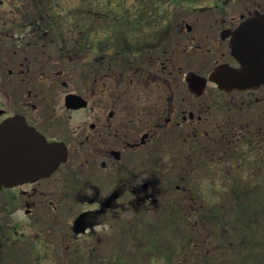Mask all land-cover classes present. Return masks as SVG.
Returning <instances> with one entry per match:
<instances>
[{
	"label": "flooded vegetation",
	"instance_id": "obj_1",
	"mask_svg": "<svg viewBox=\"0 0 264 264\" xmlns=\"http://www.w3.org/2000/svg\"><path fill=\"white\" fill-rule=\"evenodd\" d=\"M256 12L264 0H0V262L20 244L32 264H164L116 251L155 212L173 264L227 260L235 220L259 250L264 84L213 79L242 67L235 31Z\"/></svg>",
	"mask_w": 264,
	"mask_h": 264
},
{
	"label": "rangeland",
	"instance_id": "obj_2",
	"mask_svg": "<svg viewBox=\"0 0 264 264\" xmlns=\"http://www.w3.org/2000/svg\"><path fill=\"white\" fill-rule=\"evenodd\" d=\"M77 2H69L68 6L75 5ZM201 4H204L202 2ZM233 7V6H232ZM239 9V8H238ZM170 10L172 11L173 8L170 7ZM239 11V10H238ZM234 13V11H233ZM203 14L202 16H204ZM78 77V75H77ZM72 77L74 84L77 86L78 78ZM180 178L182 174V168L178 169ZM175 174H173L174 176ZM171 193H174L173 186H170ZM229 208L233 209V211L229 212L228 221H232V217L236 213V207L232 205L231 202L228 203ZM261 208L264 209V200H260ZM233 206V207H232ZM246 214L244 216L245 219L253 216V210L247 205H243ZM135 214V213H134ZM136 216V215H135ZM254 217V216H253ZM138 219L137 224H133L131 230H128L125 235L123 236L122 233H117L116 235V251H121L124 255L131 256L132 259L137 257H143L148 256L149 254L156 255L158 253H164L170 246H173L174 242V230L175 228L168 227L166 223L161 227V223H163L162 216L159 215L158 212L150 213L146 215H140L136 216ZM132 220L128 215H124L122 218V223H128L129 220ZM261 223L260 226H258V229H260V232L264 235V215L260 216ZM238 222L235 220V222L232 224L231 227H227L228 230V239L230 240V243L228 242L227 245H223V250L226 248V255L227 260H223L222 262L219 260V254L211 255L210 261L213 262L214 259L212 257H216L218 259V263H206V264H261L262 262L259 260L261 259V249L257 250V248H253L251 244H248V242H245L244 244H237V239L241 237V234L239 235L238 232L243 231V233L246 234V232L240 227L236 226ZM166 225V226H165ZM167 227V228H166ZM238 229V232H237ZM242 229V230H241ZM200 239L204 242L205 247H208L209 250L214 249L215 247H218V242H214L212 238L207 239L204 236L200 235ZM232 240H234V245H232ZM151 244L153 246V250L149 249V251L145 252L143 249H145L146 245L148 246ZM235 247V248H233ZM236 249L239 253L242 252V259L239 257V259H236V254L233 253V250ZM209 252V251H208ZM29 249L25 245H18V247H14L10 250H8L7 257L4 258L0 264H32L27 263L29 262ZM239 255V254H238ZM210 256V254H209ZM231 259V260H230ZM172 261V260H171ZM171 261L167 264H173ZM166 263V262H165ZM118 264V263H116ZM144 264V263H143ZM174 264H181V261L179 263ZM196 264H205L204 262Z\"/></svg>",
	"mask_w": 264,
	"mask_h": 264
},
{
	"label": "water",
	"instance_id": "obj_3",
	"mask_svg": "<svg viewBox=\"0 0 264 264\" xmlns=\"http://www.w3.org/2000/svg\"><path fill=\"white\" fill-rule=\"evenodd\" d=\"M234 40L235 50L243 56L242 67L231 69L222 66L213 79L222 86L230 85L236 88L257 87L264 84V14L257 12L254 17L245 21L235 32ZM245 43L248 45L246 50L240 45ZM228 75L230 79L226 80L229 78ZM56 150L57 148H54L52 154Z\"/></svg>",
	"mask_w": 264,
	"mask_h": 264
},
{
	"label": "trees",
	"instance_id": "obj_4",
	"mask_svg": "<svg viewBox=\"0 0 264 264\" xmlns=\"http://www.w3.org/2000/svg\"><path fill=\"white\" fill-rule=\"evenodd\" d=\"M118 2H120L121 4H122V2H123V4H124V1L125 0H117ZM240 203V207H243V210H245V208H244V204L247 206H249L251 209H253L254 208V205H253V201H243V205H242V203L241 202H239ZM173 217H171V219H172ZM175 219H178V216L176 215V214H174V218H173V220H175ZM174 228V227H173ZM258 246H259V248L261 249V258H263V263H264V237H260L259 238V244H258ZM174 247L173 246H170L164 253H163V256L167 259V262L168 261H171L174 257ZM167 262L165 263L164 262V264H167Z\"/></svg>",
	"mask_w": 264,
	"mask_h": 264
},
{
	"label": "clouds",
	"instance_id": "obj_5",
	"mask_svg": "<svg viewBox=\"0 0 264 264\" xmlns=\"http://www.w3.org/2000/svg\"><path fill=\"white\" fill-rule=\"evenodd\" d=\"M199 182L202 185V193L208 197L211 198V190H212V180L209 177H201L199 178ZM154 264H160L159 261H154Z\"/></svg>",
	"mask_w": 264,
	"mask_h": 264
}]
</instances>
